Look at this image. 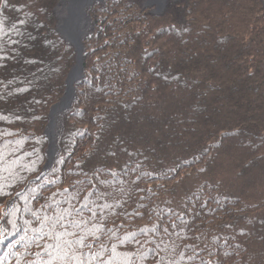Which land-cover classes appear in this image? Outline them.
Returning a JSON list of instances; mask_svg holds the SVG:
<instances>
[{
	"label": "trees",
	"instance_id": "16d2710c",
	"mask_svg": "<svg viewBox=\"0 0 264 264\" xmlns=\"http://www.w3.org/2000/svg\"><path fill=\"white\" fill-rule=\"evenodd\" d=\"M57 2L0 0L6 30L28 21L16 24L22 35L11 29L20 43L15 59L0 60V80L18 78L9 88L33 82L0 100L11 120L0 121V130L19 141L15 156H5L29 168L40 157L34 171L21 172L27 180L5 173L13 187L0 197V220L7 201L24 190L6 216L3 264H41L37 234L25 226H38L28 207L73 191L79 206L95 200L89 193L96 189L110 207L89 226V243L99 236L91 251L105 259L115 247L113 264L133 253L134 264H160V257L164 264L169 257L176 264H264L263 1L179 0L161 13L140 0L95 4L94 30L83 38L84 76L64 112L54 164L37 180L50 109L76 62L57 28Z\"/></svg>",
	"mask_w": 264,
	"mask_h": 264
},
{
	"label": "snow or ice",
	"instance_id": "6c2138e0",
	"mask_svg": "<svg viewBox=\"0 0 264 264\" xmlns=\"http://www.w3.org/2000/svg\"><path fill=\"white\" fill-rule=\"evenodd\" d=\"M6 19L7 18L0 19V60L4 61L15 59L14 54L17 49L13 47V45L20 43V41L11 38V29H16L17 23L25 26L28 24V21L21 19L18 22H14L10 30H6ZM16 30L18 35H22L18 29ZM32 62L34 61H26V63ZM3 66L4 65H0V67ZM56 70L58 71L59 69ZM16 79H9L6 82L0 80V100H4L6 97L11 98L13 95L21 94L30 90L33 83L31 80H28L24 87L9 88V86L16 82ZM20 83L23 84L25 82L20 81ZM35 102L37 104L40 103L38 100ZM39 118L40 117H33V119ZM15 119L20 120L22 118L17 115L15 116ZM0 121L11 123L9 116L2 113H0ZM11 135H13V133L0 130V140H3V142L0 143V197L9 195V193L5 191L6 187H13L11 184L6 185V172L8 173V176L13 179H19L21 181L27 180V177L21 175V172L34 171L35 165L40 159L37 155L36 161H30L32 165L31 168H29L27 164H20L18 157L14 160H8L5 156V152H7L8 155L15 156V153L19 150L12 146L13 144L19 143V141L5 139V137ZM33 151L35 152L38 150L34 148ZM26 155L31 156L32 153H26ZM112 155H114V153H112ZM11 163H17L19 167L10 170L8 165ZM13 172H15V176H13ZM113 175H115V173H113ZM36 179L39 180L40 177H36ZM28 183L31 184L32 181H28ZM47 183L52 184L54 181H47ZM100 183L103 184L104 181H100ZM32 191H36V189H32ZM67 192L68 190L65 189V193ZM16 195L21 196L23 193L17 192ZM57 195L59 194L54 193L53 198H51L52 202L46 203L41 209L33 210L31 207L27 208L33 221L38 225L37 227H33L31 222H25L26 229H30L37 234L34 243H36L37 247L41 248V252L37 253V255L40 256L41 264H94L96 261H99V264H113L115 256L119 254L115 247L111 249V255L105 259L104 254H98L91 251L93 246L99 242L100 237L95 236V239L89 243V226L91 225L95 227L97 216L99 215L102 217L104 210L110 207L108 204L100 203L105 199V192L96 189L95 192L89 193V196H95L96 199L91 200L88 203L80 204L79 206L73 203V201L77 199L75 191H73L71 197L65 196L62 201L54 198ZM107 195H111V193H108ZM27 199L28 198L25 197L26 201ZM33 199H35V197H33ZM85 199L88 200V197H85ZM97 209L99 211H97ZM16 210L21 211L20 208H17ZM41 212H43V215H41ZM85 213L89 214V219L84 218ZM171 227L173 229L177 227L175 221H171ZM18 231H20V229H18ZM163 231L167 232L168 229L164 228ZM25 235H27V231H25ZM92 235L94 236L95 234L93 233ZM23 239L24 237H21V240ZM40 241H44V243L41 244ZM133 242L139 243V241H136L135 235H133ZM120 243H123V241ZM101 246L103 247V245ZM156 247L159 248V245ZM156 254L158 255V253ZM20 255L22 256L23 253H20ZM134 257L138 258L135 253L128 255L125 264H134ZM5 258L6 257H0V264H3ZM159 260L160 264H164V257H160ZM167 264H176V261L169 257Z\"/></svg>",
	"mask_w": 264,
	"mask_h": 264
},
{
	"label": "water",
	"instance_id": "95a60500",
	"mask_svg": "<svg viewBox=\"0 0 264 264\" xmlns=\"http://www.w3.org/2000/svg\"><path fill=\"white\" fill-rule=\"evenodd\" d=\"M98 2L103 3V2H105V0H98ZM56 7H57V5H56ZM56 7H55V11L57 9ZM68 9L66 10L64 17L62 19L58 18V15H57V18H58L57 28L60 31L61 35L66 39V41L71 43L74 46V49L76 51V63H75V65L72 66V68H71V70L67 76L66 89H65L63 96L60 98V100L57 103L52 105V107L50 109L49 121H48L46 128H45V131H44V133L48 139V146L46 148L47 159H46V162H45L40 174L37 177H41L46 171H48L53 166L54 160L56 158L57 150H58V140L59 139H57V143H56V154L53 158L50 159L49 149L51 146V141H50V135H49L50 134L49 127H50V122H51V118H52V113L58 107V105L65 99V97L67 96L70 89H72V91H73V100L76 99V88H75L74 83L71 86L70 76L73 73V71L76 69L77 66H79V75H78L75 83H77L84 76L83 58H84V54H85V48L83 45V38L87 34H85L84 30L81 31L82 24L80 23L79 19H82V18H80V16L83 14L85 8L83 7L82 11H81L80 7L79 6L77 7L75 5V8L70 9V7H69ZM84 14H85V12H84ZM87 15H88V13H87ZM61 28H64V31L66 34H64L62 32ZM68 35H72L73 38L75 39V42L73 39H70L68 37ZM70 105L66 109H68L70 107ZM65 110H64V112H65ZM64 112L62 113V116H61L62 119H63ZM23 190H24V188L18 190L17 192H22ZM15 199H16V194L12 198H10L6 203L5 213L0 220V240H2V238H4L6 236V231L8 230V226L6 223V216L8 214V211L10 210L11 206L13 205Z\"/></svg>",
	"mask_w": 264,
	"mask_h": 264
},
{
	"label": "bare ground",
	"instance_id": "6f19581e",
	"mask_svg": "<svg viewBox=\"0 0 264 264\" xmlns=\"http://www.w3.org/2000/svg\"><path fill=\"white\" fill-rule=\"evenodd\" d=\"M94 1L95 0H61L63 4L62 5L60 4L58 8L67 10L69 7L70 9L75 8V5H76L77 7L79 6L82 11L83 7L86 10V7L90 6ZM84 12L80 16V18H82V22H84V18L85 20L88 19L87 13L84 14ZM68 37L70 39H73L75 42V39L73 38L72 35H68ZM78 75H79V66L76 67V69L73 71V73L70 76L71 86L76 81ZM72 101H73V91L72 89H70L65 99L58 105V107L52 113V118H51L50 127H49L50 129L49 135H50V141H51V146L49 149L50 159L53 158L56 154V143H57L58 138H57V132L55 131V127L58 123V119L60 118V116H62V113L72 103Z\"/></svg>",
	"mask_w": 264,
	"mask_h": 264
},
{
	"label": "rangeland",
	"instance_id": "374dc122",
	"mask_svg": "<svg viewBox=\"0 0 264 264\" xmlns=\"http://www.w3.org/2000/svg\"><path fill=\"white\" fill-rule=\"evenodd\" d=\"M171 1L178 2L179 0H140V4L143 7H148L150 9V11L153 13H161L165 10V8L169 5V3ZM262 1L264 3V0H262ZM105 2H106V0H105ZM60 4L62 5L63 2H61V0H58L56 12H57L58 18L62 19L64 17L66 10L62 9V8H58ZM95 4L100 5V4H104V2L102 3V2H98V0H95L91 6L86 7L85 13H88V15H89L88 19L85 20V18H84V22H82V19H79L80 23L82 24L81 31L84 30L85 34H91L94 30V19L92 18L91 11H93L95 9ZM61 29H62V32L64 34H66L64 31V28H61ZM75 63H74V65H75ZM76 84L77 83L74 82V85H76ZM72 103H73V101H72ZM62 125H63V120L60 116V118L58 119V123L55 127V131L57 132V138L60 134V130L62 128Z\"/></svg>",
	"mask_w": 264,
	"mask_h": 264
}]
</instances>
